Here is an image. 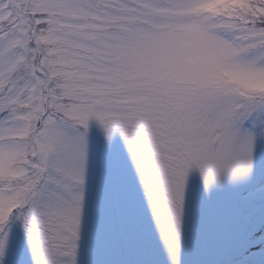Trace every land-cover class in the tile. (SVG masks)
Segmentation results:
<instances>
[{
    "label": "snow or ice",
    "instance_id": "6c2138e0",
    "mask_svg": "<svg viewBox=\"0 0 264 264\" xmlns=\"http://www.w3.org/2000/svg\"><path fill=\"white\" fill-rule=\"evenodd\" d=\"M0 264H264V0H0Z\"/></svg>",
    "mask_w": 264,
    "mask_h": 264
}]
</instances>
